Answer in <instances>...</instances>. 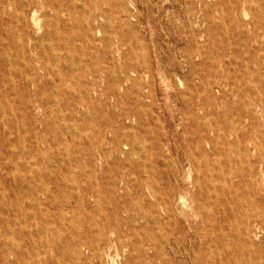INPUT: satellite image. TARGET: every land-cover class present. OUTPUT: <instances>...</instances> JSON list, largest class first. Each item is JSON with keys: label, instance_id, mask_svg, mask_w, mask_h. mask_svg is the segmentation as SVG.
I'll return each mask as SVG.
<instances>
[{"label": "rangeland", "instance_id": "1", "mask_svg": "<svg viewBox=\"0 0 264 264\" xmlns=\"http://www.w3.org/2000/svg\"><path fill=\"white\" fill-rule=\"evenodd\" d=\"M15 1L0 12V264H100L107 239L102 264H264V0H61L36 18ZM151 184L185 204L165 212ZM83 189L88 206L68 195ZM73 240L80 254L57 258Z\"/></svg>", "mask_w": 264, "mask_h": 264}, {"label": "bare ground", "instance_id": "2", "mask_svg": "<svg viewBox=\"0 0 264 264\" xmlns=\"http://www.w3.org/2000/svg\"><path fill=\"white\" fill-rule=\"evenodd\" d=\"M2 1L3 0H1L0 2H2ZM60 1L61 0H20V3H21L22 8L29 7L30 9H32V14H33L34 18H36L35 17V14H36L37 11H41V12H43V14H45L46 12L56 13L57 12V9H58V5L60 4ZM6 2H7L8 5L9 4L10 5H15V3H16L15 0H6ZM5 10H6V5L3 2L0 3V12L3 13V12H5ZM8 63H9V61H8ZM189 75H190V73H189ZM5 132H9L8 128L5 129ZM2 144H4L5 146L9 144V137L8 136L5 137V140L2 142ZM112 144H115V141H113ZM258 163H259V166L261 167V169H260L259 172L253 171L250 174L251 175V178L253 180L254 179L256 180L257 173H260L262 175L264 174V157H261L260 160L258 161ZM4 167L9 170V164L8 163H6ZM238 176L240 178H243L244 177L243 173L240 172V171L238 173ZM6 177H7V181H6L5 184H2V187H3L4 190H9V175L7 174L5 176V178ZM42 179H43V181H51V182L53 181V182L59 184V183H63V179H66V176L64 174L61 179H58V177H51V175L46 174V175H42ZM152 185L153 184L147 185L148 191H149V195L153 198L152 204H154L155 206L156 205H162V207H163V209H164L165 212H167L169 214L170 213H174L176 207H178L180 205L183 206V204H185V203H183V201H184L183 200V198H184L183 195L182 194H179V197H176L175 196V192L176 191H175V189L173 187L168 188V189L161 190V189L156 188V187H154ZM45 187H46V184H43L42 188H45ZM42 190L44 191L45 189H42ZM258 190L259 191H264V187L259 186L258 187ZM82 192H84V189L81 192L79 191L78 195H76V194H74L72 192H69L68 195L78 197V200L80 201L81 204H83L85 206H88L89 203L85 199V196H87V195H85V193H82ZM62 194H64L63 196H66L67 195L65 192H62ZM110 195L111 194L106 195V197L103 198V197H101L100 194H94V195L93 194H89L88 197L94 196V198H95V200H96L97 203L105 202V204L111 205L112 204V197ZM77 203H79V202H77ZM178 204H180V205H178ZM258 210H259V213H261L260 209H258ZM109 212H110V210L109 211L107 210L106 211V214H109ZM117 214H119V209H118ZM92 217H93V213L91 211V213H88V215L86 216V218L84 220L83 219L81 220L80 218L77 219V220L78 221L81 220L82 222H86V221L88 222L89 220H87V219L92 218ZM63 220L65 221V217H63L62 221ZM121 221H125V219L124 218H121ZM101 229L104 230L105 232H112V231H115L116 230V224H115V222L112 219L107 218L106 221L101 224ZM248 229H249V226H248L247 230ZM110 242H111V240L110 239H107V240L104 241V243H96V247H95V249L93 251V256L98 259V261H99L100 264L103 263V256L105 254H108V249H109V246L111 244ZM48 245L50 246V243H46V246H48ZM79 245H80V243H77V241L73 240L72 246L70 248L64 247L63 249H59L57 252H55V255H56L57 258L60 255L62 256V255L71 254V252L72 253H76V255H79L80 254ZM113 264H119V263L116 262V261H114Z\"/></svg>", "mask_w": 264, "mask_h": 264}]
</instances>
